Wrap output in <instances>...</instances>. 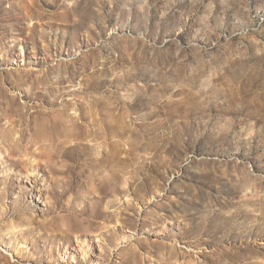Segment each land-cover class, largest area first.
<instances>
[{"label": "rangeland", "instance_id": "rangeland-1", "mask_svg": "<svg viewBox=\"0 0 264 264\" xmlns=\"http://www.w3.org/2000/svg\"><path fill=\"white\" fill-rule=\"evenodd\" d=\"M0 264H264V0H0Z\"/></svg>", "mask_w": 264, "mask_h": 264}]
</instances>
